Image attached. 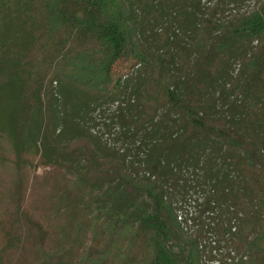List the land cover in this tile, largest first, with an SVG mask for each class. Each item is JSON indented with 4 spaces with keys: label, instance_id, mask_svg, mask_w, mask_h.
<instances>
[{
    "label": "trees",
    "instance_id": "1",
    "mask_svg": "<svg viewBox=\"0 0 264 264\" xmlns=\"http://www.w3.org/2000/svg\"><path fill=\"white\" fill-rule=\"evenodd\" d=\"M0 138L71 178L74 264H201L204 215L264 264V0H0Z\"/></svg>",
    "mask_w": 264,
    "mask_h": 264
},
{
    "label": "rangeland",
    "instance_id": "2",
    "mask_svg": "<svg viewBox=\"0 0 264 264\" xmlns=\"http://www.w3.org/2000/svg\"><path fill=\"white\" fill-rule=\"evenodd\" d=\"M36 164L29 155L17 161L7 141L0 138V264H45L44 254L60 250L67 253L65 264H74L88 247L100 245V238L93 237L89 213L71 178ZM182 214L178 216L183 219ZM202 222L208 223L205 215L199 223H187L184 231L198 235L201 264H212V240L219 238ZM220 249L226 252L222 243ZM242 254L240 249L238 255Z\"/></svg>",
    "mask_w": 264,
    "mask_h": 264
},
{
    "label": "built area",
    "instance_id": "3",
    "mask_svg": "<svg viewBox=\"0 0 264 264\" xmlns=\"http://www.w3.org/2000/svg\"><path fill=\"white\" fill-rule=\"evenodd\" d=\"M178 218H179V217H178ZM179 220H181V218H179ZM212 264H218V263H215V262H214V263H212Z\"/></svg>",
    "mask_w": 264,
    "mask_h": 264
}]
</instances>
